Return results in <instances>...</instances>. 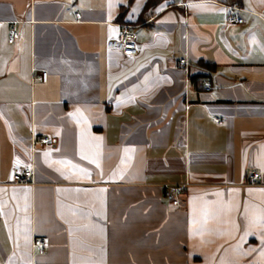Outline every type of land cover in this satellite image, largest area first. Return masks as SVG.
<instances>
[{"label":"crops","instance_id":"1","mask_svg":"<svg viewBox=\"0 0 264 264\" xmlns=\"http://www.w3.org/2000/svg\"><path fill=\"white\" fill-rule=\"evenodd\" d=\"M146 3L0 0V264H264V0Z\"/></svg>","mask_w":264,"mask_h":264},{"label":"built area","instance_id":"2","mask_svg":"<svg viewBox=\"0 0 264 264\" xmlns=\"http://www.w3.org/2000/svg\"><path fill=\"white\" fill-rule=\"evenodd\" d=\"M243 18L239 15H231L228 19V24L231 26H238L243 24ZM19 38V33L15 30L9 32L8 42L10 44L14 43L15 40ZM109 48H115L119 50L126 57H136L140 52V45L137 41L135 32L131 26L122 25L118 31L115 38L110 39L107 43ZM179 64L182 67H188L186 59L179 60ZM48 79L47 72L40 74V80L46 82ZM206 88L208 87L205 84ZM33 148H51L55 146V141L50 137H40L33 138L32 140ZM34 170L33 167L24 164L20 161H14L7 183L10 185H26L33 183ZM261 180V176L251 172L248 175V182L250 184H256ZM184 187L182 185H168L164 189L165 200L173 207H178L181 205V196L183 195ZM46 241L44 238H35L33 240V250L35 254H42Z\"/></svg>","mask_w":264,"mask_h":264},{"label":"trees","instance_id":"3","mask_svg":"<svg viewBox=\"0 0 264 264\" xmlns=\"http://www.w3.org/2000/svg\"><path fill=\"white\" fill-rule=\"evenodd\" d=\"M167 0H147L145 11H149L151 9H154L159 4ZM227 5L233 7V8H240L242 6V0H226ZM204 66V65H203ZM208 68H210L208 66ZM212 69V68H210ZM194 79V78H193ZM201 88H203V85L201 84Z\"/></svg>","mask_w":264,"mask_h":264}]
</instances>
